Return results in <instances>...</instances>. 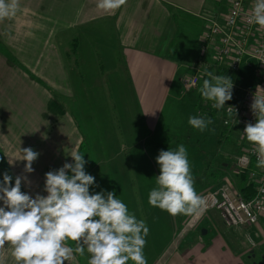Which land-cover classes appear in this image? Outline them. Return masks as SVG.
Wrapping results in <instances>:
<instances>
[{
  "label": "crops",
  "instance_id": "obj_1",
  "mask_svg": "<svg viewBox=\"0 0 264 264\" xmlns=\"http://www.w3.org/2000/svg\"><path fill=\"white\" fill-rule=\"evenodd\" d=\"M226 2L227 11L228 0H225ZM221 3L222 0H127L117 10L104 11L97 7L98 0H20L17 14L0 20V148L6 160L9 161L11 145L20 144V148L23 149V145L28 146L34 142L23 134V131L29 130L30 125L24 124L28 126L26 129L19 127L21 113L24 114L26 110L29 112V105L35 102L33 97H29V85L41 87L43 94L48 90L70 101L76 98L75 94L86 90L85 109L82 112L73 111L76 120L74 123L79 127L82 113L85 117H89L87 120L90 123L100 114L103 130L116 128L118 144L122 147L118 149L119 155L113 156L117 158L114 161L117 163L115 175L118 177V189L120 193L122 191L121 194H125L124 190L127 188L132 198L129 211L131 209V213L138 220H144L149 224L155 234L146 237L145 248L152 247L150 244L152 242L160 248V253L151 259L149 255L144 254L147 264H158V262L160 264H258L261 262V260L256 261L259 256L257 254L254 256L253 247L249 243L243 244L244 234L243 236L238 233L222 235L221 230L217 232L212 224L203 226L205 215L197 227L187 230L184 227L189 217L183 214L175 216L171 221L161 222L158 219L161 209L152 207L148 203L149 192L156 187L155 177L159 175V165L156 163L154 170L151 171L145 164L140 170L135 168L136 162L148 163L152 160L156 162L155 158L160 150L176 148L177 145L183 144L179 141L181 138L184 140L183 130L186 129L193 110L194 116L210 117L213 120L209 128L216 124L217 119H221L220 110L212 108V102L203 100L198 91L203 79L206 78V71L214 70L213 73L218 75L219 68L215 65L209 66L207 54L201 55V51L204 53V50L211 48L205 46L201 37L205 25L207 27V20H219L224 15L216 10L217 5ZM113 30L118 38L108 37V33ZM85 33L92 34L93 39ZM77 34L84 39L80 48L81 54L77 53L79 48ZM115 40H119L120 44L114 42ZM70 47L74 50V58L80 56L75 61L76 67H81L80 70L73 65L74 58L73 60L65 58L68 57L67 50ZM84 64L88 67L87 71ZM119 66L125 69L124 79L126 75L130 77L136 98L135 105L131 107L125 97L126 108L123 110L119 109V102L114 99L115 94L109 90V85H118L116 87L122 91L124 80L123 76L117 75L116 67ZM241 67L245 68V72L243 76H238ZM241 67L239 70L231 71L228 76L232 80L236 78L238 82L235 83L239 85H250L254 80V71L245 65ZM71 70L73 75H70ZM196 74L201 80L198 86L185 88L183 79ZM101 87H105L106 90H99ZM78 88L80 91L77 90ZM195 90L198 91L197 96L195 92L188 95L189 110L180 113V105L186 98L181 99L180 95H187ZM108 98V101L103 102V99ZM50 100L55 101L56 98L51 97ZM169 102L172 104L168 105ZM175 125L181 127V134H177L174 130ZM191 128L193 127L190 126V130ZM231 129L239 133L238 154H240V148L243 146L242 131L239 127ZM202 134L205 136L203 132ZM228 134L224 132L222 139ZM12 136L16 137V141H12ZM112 138H114L113 134H111ZM191 138L192 136H188L187 142L183 144L187 149V143ZM77 145L78 143L75 142L74 146ZM124 149L127 155L126 162L132 161L133 165L128 168L124 166L129 170L121 173L120 162L123 160L120 155ZM199 159V168L207 178L206 188L195 189L198 193H202L201 196L206 191L221 185L224 179L231 180L244 195L242 187L245 186V182L238 180L244 175L243 172L234 171L236 175L234 181L231 177L221 175L217 181L219 178L223 180L216 186L209 187L210 181H213L212 185L217 182L212 179L215 175H219L218 164L214 165L206 161L205 166L204 157L202 156L201 159L199 156ZM39 160L41 159L38 157L34 162ZM197 162L195 160L193 166L194 175L197 171ZM225 162H222L223 168L229 170L230 166H226ZM233 164L236 167L235 160ZM11 170L13 172L11 176L14 178L26 174L23 169L19 172ZM43 171L44 169L32 185L22 181L21 190L26 193L47 195L42 186L44 176L40 181ZM126 180L131 185L127 186ZM120 185L125 186V189ZM124 198L123 196V200ZM0 206H3L2 201ZM225 226L228 229L232 228L227 224ZM250 227L253 225L235 228L245 232L246 228ZM254 227L259 226L254 225ZM192 232L195 235L189 236ZM176 238L178 242L176 247H173ZM260 243H255V246L263 247L264 243L262 241ZM67 246L74 249L75 242L69 239ZM194 246L196 248H193ZM73 255L77 256V259L72 257L74 261L70 259L65 264H87L81 259L78 260L79 254L74 252ZM83 256L87 257L88 261L90 254L85 251ZM0 264H16L12 256V248L8 244L0 249Z\"/></svg>",
  "mask_w": 264,
  "mask_h": 264
},
{
  "label": "clouds",
  "instance_id": "obj_2",
  "mask_svg": "<svg viewBox=\"0 0 264 264\" xmlns=\"http://www.w3.org/2000/svg\"><path fill=\"white\" fill-rule=\"evenodd\" d=\"M127 0H98L97 7L114 11ZM20 8V0H0V20L14 17ZM248 23L264 27V0H254ZM198 89L203 100L212 102L214 109L225 107L233 98V80L227 75L205 72ZM257 86L250 109L256 122H248L241 139L253 145L257 157L256 167L264 168V92ZM232 113L234 108L227 107ZM235 112V110H234ZM154 114V113H153ZM188 124L200 132L210 130L213 120L190 116ZM25 161L24 172L32 173V165L39 153L31 147L20 148ZM73 162H65L57 170L45 173L44 192L34 197L21 190L22 181L30 184L26 175H17L15 183L7 172L0 182V249L6 244L12 248L16 264H65L73 253L90 254L87 264H147L144 255L149 228L144 220L130 213L128 206L117 198L115 191L91 193L95 177L85 170L88 163L79 151L69 154ZM156 163L159 175L156 187L148 195V203L166 211L171 216L200 215L205 200L194 187L190 161L185 145L175 149L160 150ZM9 164L14 160L9 159ZM75 242V248L67 241ZM245 239L254 248L250 235Z\"/></svg>",
  "mask_w": 264,
  "mask_h": 264
},
{
  "label": "rangeland",
  "instance_id": "obj_3",
  "mask_svg": "<svg viewBox=\"0 0 264 264\" xmlns=\"http://www.w3.org/2000/svg\"><path fill=\"white\" fill-rule=\"evenodd\" d=\"M226 4L227 2L225 3V0H222V3L217 5L216 10L218 9L217 11L220 14L221 13L225 14ZM205 28H206V25H205ZM85 34L90 35V38L93 39L92 34L90 33H85ZM76 36H77V40L79 41V44H78L79 48L77 50V53L81 54L82 50L80 48H81L82 43H84V39L83 38L81 39L78 34ZM108 37L118 38V36L115 35L114 30L108 33ZM114 42L119 43V40H115ZM67 51L69 52V54H68V57H65V58H69L70 60H73L74 50L72 49V47L68 48ZM203 54L204 55L207 54V58H209V61H210L209 66H212V65L216 66V64H214L215 63L214 50L212 47L208 48L207 50H204V53L203 51H201V55ZM79 58L80 56L79 57L75 56L74 60L72 61L73 65L78 70H80L81 67L80 66L76 67L75 61H77ZM67 63L70 64V62H67ZM84 67L87 71L88 67L85 64H84ZM71 68H74V67L71 66ZM116 68L118 70L117 75L123 76L125 74V69L123 68V66H119ZM244 72H245V68L241 67L238 72V76L239 75L243 76ZM70 73H71L70 75H73L72 70L70 71ZM197 76L200 80L199 75ZM129 78L130 77L128 75L125 76V79L123 76L124 85H123L122 91H120L121 90L120 88L116 87L118 85H115V86L109 85V90L111 91V93L115 94L114 99L117 100L116 101L117 103L119 102L118 107L121 110L126 108V104L124 103L125 97H126V101L131 107H133V105H135L136 103V98H135V95L133 94V89H132ZM233 82H238V80L234 78ZM177 83L179 84V82ZM244 85L248 86V84H244ZM29 88H30L29 97H33L32 99H34L35 102L29 105L28 107L29 112L27 110L23 112L24 114L20 112L21 116L19 118V127L26 129L28 126L24 124L30 125L29 130L23 131V134L26 138L34 142H31L30 145L28 146L23 145L24 146L23 148L31 147L34 151L39 153L38 157L39 159H41L39 161L33 162L32 167L34 171L32 173L25 174L28 177V180L31 181L30 185H32L33 181L36 182V177H38V175H41V171L42 169H44L42 173V178L40 179V181H42L43 176H44V181L42 182V186H44L45 173H47L50 170L59 169L60 167L63 166L65 162L72 163L73 161H70L69 159V158L72 159V157L69 154L72 151H79L81 154H83L84 159L88 161V163L85 165V170L89 174L95 177L96 183L90 187V192L95 193L101 190H104V191L114 190L118 199L122 200L128 207L131 206L132 205L131 193L128 192L127 188L125 189V186L123 185H120V186L123 189H125L124 190L125 194H121L122 191L120 193L118 189V185H117L118 177L115 175L116 170H117V166H116L117 163L116 161H114V159L117 157V155H119L118 149L122 148L118 144V134L116 132V128L113 130H107V129L103 130L101 128L102 125H101V120H100V114H98V116L96 115L93 119V122L90 123L87 120V118L89 117H85L83 115L84 113H82V117H81L82 121L80 122L79 127H77L76 124L74 123L75 117H74L73 111L82 112L85 109L84 103L86 102V99H85L86 90H82L83 93L75 94L76 98L73 101H70V99L58 97L56 94L48 90H46L45 93L43 94L41 87H35V86L29 85ZM101 89L106 90L105 87H101L99 90ZM77 90L80 91L79 88ZM117 90H119V92ZM193 92H195L196 96L198 95V91L196 90L192 91L191 93L187 95L186 94L180 95L181 99L186 97L180 105V113L185 112L186 109L189 110V107L187 104L190 101V98H189L190 96L188 95L192 94ZM111 93H110V96H111ZM35 96L37 98H35ZM51 97H55L56 100L51 101L50 100ZM109 98L103 99V102L104 100L108 101ZM42 101H43V104H42ZM169 104L171 105L172 102H169L168 105ZM25 106L27 108V105ZM169 107L170 106H168V109ZM191 112H192V109H191ZM194 115L195 113L193 110L191 116H194ZM211 128H214L215 131L212 132L210 130H206L203 132L205 134L204 136L202 132H200L199 130H196L194 128H191L190 130V126L187 124L186 129L183 130L184 140H182L181 138V140L179 141V142L182 141L183 144H185L187 142L186 138L188 136H192V138L189 140V143H187L188 149L187 148L186 149H187L188 158L190 161L191 174L194 178V187L196 190L207 187L206 175L204 172L202 173L201 168H199L200 167L199 156L201 157V159H202V156L204 157L205 166L207 165L206 161L211 162L214 165L218 164L217 166L219 167L218 177L221 175L225 177L228 176V177H231V179L234 181V179L236 178L234 171H238L237 168L233 164V161L238 155V141H239L238 131L225 127L221 119H217L216 124L211 126L210 129ZM174 130L177 132V134L182 133L181 127H178L177 125L174 126ZM187 130H190V132H187ZM224 132H228L229 134L225 136L226 137L225 139H222L223 138L222 134L224 135ZM111 134L114 135V138L112 139H111ZM12 137H13L12 141H16V137L15 136H12ZM75 142L78 143L77 147L74 146ZM20 146H21L20 144H13L9 147L11 148L9 159H13L14 162L13 164L10 165L5 157V161L7 162H4V163L0 162V173L7 172L8 174L11 175L13 173L11 169L16 170V172H19V170L21 169L24 170L25 163L19 160V158L21 157ZM171 149H175V147ZM124 151L125 149L121 151L122 153L120 155V157L123 160V162H120L121 167H122L121 173H124V171L129 170V169L124 168V166L128 168L129 166L132 167L133 165L132 161L126 162L127 155L126 153H124ZM113 156H116V157H113ZM195 160L198 161L196 163V169H197L196 175H194V170H193ZM222 162H225L226 166H230L229 170L225 169V167L223 168ZM144 164L147 165L149 167V171H151V170H154L156 162L155 160L149 161L148 163H145L144 161H141V162L138 161L136 162L137 166L135 168L140 170ZM222 180L223 178L221 179L219 178V181H222ZM238 180L243 181L241 177H239ZM131 181L133 182L132 178H131ZM219 181H217L215 185H212L213 181H210V184L208 183L209 187L210 185L213 187L216 186ZM126 185L128 186L131 184L129 183V181L126 180ZM236 189L239 190V188L237 187ZM28 194L32 195L33 197L36 195L30 192H28ZM198 194L201 195L202 193L199 192ZM122 195L126 199L124 198L123 200ZM130 213H131V209H130ZM188 217L190 218L191 216H188ZM172 218H175V217L171 216L166 211L160 210V216L158 219L161 222L162 221L166 222L168 220L171 221ZM202 222H204L203 226H208L209 224L214 225L215 230L217 232H220L221 230L222 235L223 234L227 235L229 233L230 234L238 233L242 236L243 234L244 236L250 235L252 240L255 243L261 244L260 243L261 241L262 243H264V223H260L262 224L261 227L260 225L259 227H254L253 225V227L246 228L245 232L238 231L235 227L228 229L225 226L224 220L221 218L220 213L215 209L208 211L205 214V218ZM147 226L149 228V233L147 237L155 235L153 231L151 230L149 224H147ZM166 229H167V226H166ZM185 230H187V228H185ZM165 231L166 230H164V232ZM192 235H195V233L192 232L189 236H192ZM177 242H178V238H176L173 241L172 246L176 247ZM242 242L244 245L248 244L245 237H242ZM150 244L152 247H150L149 249L144 248L143 251H144V254L149 255V258L151 259L155 257L156 254L160 253L159 252L160 248L156 247L154 245V242ZM193 248H196V246H194ZM253 251L255 252V253L253 252L254 256L256 254L259 256L256 259V261L261 260V262L264 263V258H263L264 256H262L263 251H264V246L263 247L255 246V248H253ZM73 257H76L77 259V256L73 255ZM79 257L80 258H78V260L81 259L83 262L87 263V257L81 256V255H79ZM71 260L74 261L73 258H71ZM128 264H134V263H131L130 261H128ZM158 264H160V262H158Z\"/></svg>",
  "mask_w": 264,
  "mask_h": 264
},
{
  "label": "built area",
  "instance_id": "obj_4",
  "mask_svg": "<svg viewBox=\"0 0 264 264\" xmlns=\"http://www.w3.org/2000/svg\"><path fill=\"white\" fill-rule=\"evenodd\" d=\"M253 5L254 0H228V10L223 20H207L201 37L205 46L213 48L214 60L218 65L230 70H239L245 65L254 71V80L250 85L233 82V98L226 102L219 113L224 126L239 127L241 136L246 123L256 122L250 105L257 86L264 92V27L248 23ZM198 81L196 75L183 79L187 89L196 87ZM227 107H233L235 112L229 113ZM241 143L243 146L235 158V164L238 170L247 175L246 187L252 186V195L244 197L231 180L224 179L219 187L203 193L204 210L200 215H193L188 227L195 226L210 209L220 211L229 226H259L264 223V168L256 167L253 145L246 139H241Z\"/></svg>",
  "mask_w": 264,
  "mask_h": 264
},
{
  "label": "trees",
  "instance_id": "obj_5",
  "mask_svg": "<svg viewBox=\"0 0 264 264\" xmlns=\"http://www.w3.org/2000/svg\"><path fill=\"white\" fill-rule=\"evenodd\" d=\"M221 69L222 68H219L218 75L220 74V75H227L228 76L231 74L230 70H229L230 71V73H229L228 69H226V70H221ZM0 162H2V163L7 162V161H5V156H4V153H3L1 148H0ZM3 174L4 173H0V182H2V180H3ZM218 174H219V172H218ZM241 178L246 183L245 180H247V175H243ZM217 179H218V176L215 175L212 180L217 181ZM14 183H15V178L13 177L12 184L14 185ZM246 188H248V191H246ZM242 190L245 192L244 197H250L252 195V186H248V187L243 186Z\"/></svg>",
  "mask_w": 264,
  "mask_h": 264
},
{
  "label": "water",
  "instance_id": "obj_6",
  "mask_svg": "<svg viewBox=\"0 0 264 264\" xmlns=\"http://www.w3.org/2000/svg\"><path fill=\"white\" fill-rule=\"evenodd\" d=\"M205 231L203 230V233H204Z\"/></svg>",
  "mask_w": 264,
  "mask_h": 264
}]
</instances>
